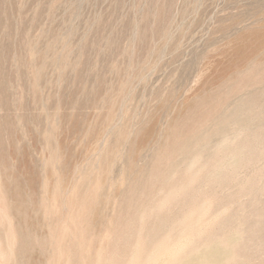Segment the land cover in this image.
<instances>
[{
	"label": "rangeland",
	"instance_id": "obj_1",
	"mask_svg": "<svg viewBox=\"0 0 264 264\" xmlns=\"http://www.w3.org/2000/svg\"><path fill=\"white\" fill-rule=\"evenodd\" d=\"M0 264H264V0H0Z\"/></svg>",
	"mask_w": 264,
	"mask_h": 264
}]
</instances>
